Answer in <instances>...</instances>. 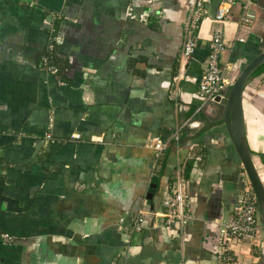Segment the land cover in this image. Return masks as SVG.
Segmentation results:
<instances>
[{"label": "crops", "instance_id": "0c3cea01", "mask_svg": "<svg viewBox=\"0 0 264 264\" xmlns=\"http://www.w3.org/2000/svg\"><path fill=\"white\" fill-rule=\"evenodd\" d=\"M222 1L206 0L185 61L190 0H0V231L15 237L0 242V264H217L219 226L247 179L224 126L209 125L215 103L197 92ZM243 1L223 21L229 85L264 50V0L248 23ZM52 44L60 73L41 66ZM243 109L261 176L264 70L245 85ZM175 135L155 169L154 141ZM178 168L182 231L161 216ZM257 238L234 247L240 264H264L263 228Z\"/></svg>", "mask_w": 264, "mask_h": 264}, {"label": "built area", "instance_id": "2783aa9c", "mask_svg": "<svg viewBox=\"0 0 264 264\" xmlns=\"http://www.w3.org/2000/svg\"><path fill=\"white\" fill-rule=\"evenodd\" d=\"M235 1L223 0L215 13V23L211 33L209 52L199 77L197 88V92L204 104L214 103L216 98H219V100L226 98L229 84L224 78V70L220 65V57L225 50L223 42V21L229 7ZM258 1H243L241 23H248L255 18L252 6ZM205 2L206 0H190L181 47V58L185 61L193 55L196 45V32L203 15L206 13ZM42 66L51 70L53 73L57 71L55 67L48 65V59L46 57L42 59ZM47 138L50 139L51 136L48 134ZM172 140L175 142V145L178 144V136L175 135ZM169 142H163L161 140L154 141L152 147L155 150L156 156V161L153 166L155 169L160 168V162ZM187 185L188 180L183 176L182 170L178 168L171 194L163 200L165 210L161 216L164 218V224L180 231H182L183 227L190 220L188 213L189 195L186 191ZM142 227L143 223L140 217L134 221L131 231L139 232ZM262 228L263 225L259 217L257 198L247 178L245 185L238 194L232 217L219 226L215 250L217 264H240L237 260L234 247L241 244L259 246L260 243L257 236ZM14 239L15 237L13 235L0 231L1 243H11Z\"/></svg>", "mask_w": 264, "mask_h": 264}, {"label": "water", "instance_id": "95a60500", "mask_svg": "<svg viewBox=\"0 0 264 264\" xmlns=\"http://www.w3.org/2000/svg\"><path fill=\"white\" fill-rule=\"evenodd\" d=\"M264 64V50L260 51L251 60H249L240 70L235 79L230 83L226 98L219 100L215 99V104L212 107V114L215 116L214 122L209 125H223L226 133L237 153V156L243 166L245 175L247 176L252 189L257 198L260 221L263 225L264 234V183L261 180L257 166L253 159L245 134L244 126V109H243V90L245 85L252 78L253 73ZM191 137L183 139L190 140ZM157 179H153V184ZM262 253H264V239L261 243Z\"/></svg>", "mask_w": 264, "mask_h": 264}, {"label": "trees", "instance_id": "16d2710c", "mask_svg": "<svg viewBox=\"0 0 264 264\" xmlns=\"http://www.w3.org/2000/svg\"><path fill=\"white\" fill-rule=\"evenodd\" d=\"M53 28H54V31L52 33H56L57 32V28H58V23L57 21H54L53 23ZM53 47L52 49L49 48V50H47L45 52V56H47V59H48V65H51L53 67H55L57 69L56 73H60V69H61V63L63 62V59L62 57L58 56L56 51H55V46L54 44H52ZM41 66H42V63H41ZM264 70V64L262 66H260L254 73H253V76H256L257 74L261 73L262 71ZM175 145V142L172 140L169 142V144L167 145V148L166 150H170L171 147ZM191 162L192 160L189 159L186 164H185V176H188V173L190 171V168H191ZM261 178H262V181L264 182V173L261 175Z\"/></svg>", "mask_w": 264, "mask_h": 264}, {"label": "rangeland", "instance_id": "374dc122", "mask_svg": "<svg viewBox=\"0 0 264 264\" xmlns=\"http://www.w3.org/2000/svg\"><path fill=\"white\" fill-rule=\"evenodd\" d=\"M225 76H226V78H228V76H227V72H226ZM259 172H260V171H259Z\"/></svg>", "mask_w": 264, "mask_h": 264}, {"label": "bare ground", "instance_id": "6f19581e", "mask_svg": "<svg viewBox=\"0 0 264 264\" xmlns=\"http://www.w3.org/2000/svg\"><path fill=\"white\" fill-rule=\"evenodd\" d=\"M260 175V174H259ZM261 177V176H260ZM261 180H262V178H261ZM263 182V181H262ZM264 183V182H263Z\"/></svg>", "mask_w": 264, "mask_h": 264}]
</instances>
